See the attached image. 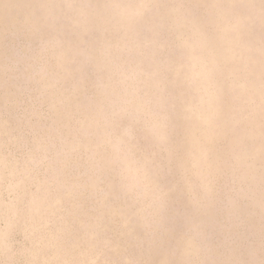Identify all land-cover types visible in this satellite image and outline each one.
<instances>
[{
  "label": "rangeland",
  "instance_id": "1",
  "mask_svg": "<svg viewBox=\"0 0 264 264\" xmlns=\"http://www.w3.org/2000/svg\"><path fill=\"white\" fill-rule=\"evenodd\" d=\"M0 264H264V0H0Z\"/></svg>",
  "mask_w": 264,
  "mask_h": 264
}]
</instances>
